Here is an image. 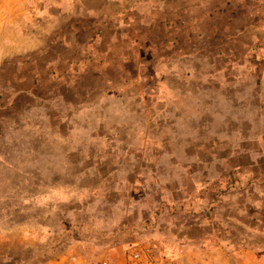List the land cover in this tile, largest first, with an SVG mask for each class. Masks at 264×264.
Here are the masks:
<instances>
[{"label": "rangeland", "instance_id": "rangeland-1", "mask_svg": "<svg viewBox=\"0 0 264 264\" xmlns=\"http://www.w3.org/2000/svg\"><path fill=\"white\" fill-rule=\"evenodd\" d=\"M134 248L264 264V0H0V264Z\"/></svg>", "mask_w": 264, "mask_h": 264}, {"label": "built area", "instance_id": "built-area-1", "mask_svg": "<svg viewBox=\"0 0 264 264\" xmlns=\"http://www.w3.org/2000/svg\"><path fill=\"white\" fill-rule=\"evenodd\" d=\"M129 257L134 262H138L141 264H155L153 256L150 253H145L141 248H134L129 251ZM106 261H104L105 263Z\"/></svg>", "mask_w": 264, "mask_h": 264}]
</instances>
